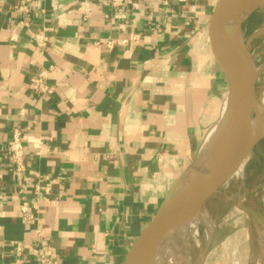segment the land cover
<instances>
[{
  "label": "crops",
  "instance_id": "1",
  "mask_svg": "<svg viewBox=\"0 0 264 264\" xmlns=\"http://www.w3.org/2000/svg\"><path fill=\"white\" fill-rule=\"evenodd\" d=\"M20 1L0 0V264H40L38 227L55 247L53 264H125L205 138L202 68L216 74L223 108L227 80L206 50L219 0H130L118 10L32 0L26 14ZM51 67L54 93L34 92L31 79ZM16 128L27 184L2 155ZM37 183L49 201L27 222L20 190L32 204Z\"/></svg>",
  "mask_w": 264,
  "mask_h": 264
},
{
  "label": "water",
  "instance_id": "2",
  "mask_svg": "<svg viewBox=\"0 0 264 264\" xmlns=\"http://www.w3.org/2000/svg\"><path fill=\"white\" fill-rule=\"evenodd\" d=\"M243 6L256 11L264 8V0H219L206 26L208 54L214 68L219 69L220 67L223 70L228 85V93L224 96L223 104L225 119L220 134L209 153L208 168L202 179L190 187L182 198L171 201L170 198L176 184L193 167L197 153L191 164L173 184L157 214L134 241L125 264H152V259L148 256L156 248L157 242L168 234L174 239L179 238L180 228L187 221L203 207L208 211L206 202L213 195L220 193L221 189L231 180L237 158L247 151L251 152L254 145L264 139L263 113L257 110L255 83L239 89L231 71V68L246 71L239 59L233 55L234 44L240 54L247 52V48L241 49L243 44L240 45L237 39L243 20L235 29H231L229 25L230 19ZM250 213L253 214V212ZM212 240L204 251V257L207 255ZM192 241L194 238L191 237L186 240L183 254L175 260L174 264H186L190 257ZM204 260H200L198 264H203Z\"/></svg>",
  "mask_w": 264,
  "mask_h": 264
},
{
  "label": "rangeland",
  "instance_id": "3",
  "mask_svg": "<svg viewBox=\"0 0 264 264\" xmlns=\"http://www.w3.org/2000/svg\"><path fill=\"white\" fill-rule=\"evenodd\" d=\"M237 39L240 45H247V52L240 54L234 44L233 55L239 59L246 71L260 69L255 88L256 95H262L264 93V8L250 10L243 18ZM232 70L236 78L235 69ZM213 74L209 66L204 70L202 68L195 90L197 99L205 111L204 137L217 123L221 111L219 83L216 74L214 76ZM206 207L209 212L205 207L201 208L200 214L204 219L194 225L195 235L190 236L194 241L190 246L189 264L200 262L208 246V236L211 231H213V240L203 264H264L260 240L264 242V139L255 144L245 166L244 175L231 178L220 193L213 195L206 202Z\"/></svg>",
  "mask_w": 264,
  "mask_h": 264
},
{
  "label": "bare ground",
  "instance_id": "4",
  "mask_svg": "<svg viewBox=\"0 0 264 264\" xmlns=\"http://www.w3.org/2000/svg\"><path fill=\"white\" fill-rule=\"evenodd\" d=\"M250 10L251 8H248L246 6L241 7L235 13V15H233V17L230 19V22H229L230 28L231 29L237 28V26L241 23L243 18L247 14H249ZM245 48H247V45L243 44L241 49L245 50ZM235 73H236L237 86L239 89H242L243 87L247 85H252L256 82V80L260 76V69L258 68L250 69L249 72H246V71L243 72L238 69H235ZM257 110L263 113V121H264V112H263L264 111V93L262 95H257ZM224 119H225V112H224V107H223L221 108L220 117L217 123L214 124L207 131L205 139L202 145L200 146L197 159L193 167L176 184L173 194L170 198L171 201L182 198L185 192H187L190 189V187H192L196 182H198L204 176L208 168V164H209V153L215 141L217 140L218 135L220 134ZM252 151L251 152L247 151L241 154L237 158L235 162V166L231 174L232 175L231 178H233L234 176L244 175L245 166L251 157ZM203 219L204 217L200 214V211H199L195 216H193L189 221H187V223H185L180 228L181 235L179 238L174 239L173 237H170L169 234L163 236L157 242L156 248L148 256L150 259H152V264H174L175 260L182 256L186 240L190 238L191 235H195L194 225H196L198 221H203ZM212 239H213V231H211L210 235L208 236L209 242ZM260 240H261L262 252L264 255V242L262 241V239ZM204 258L205 257L203 254L201 261H203ZM186 264H189V260L186 262Z\"/></svg>",
  "mask_w": 264,
  "mask_h": 264
},
{
  "label": "built area",
  "instance_id": "5",
  "mask_svg": "<svg viewBox=\"0 0 264 264\" xmlns=\"http://www.w3.org/2000/svg\"><path fill=\"white\" fill-rule=\"evenodd\" d=\"M32 0H21L17 10L21 14H26L29 12V3ZM130 0H101L103 5L110 6L113 9H120L124 7ZM33 39L38 46H45L48 41V36L46 32L40 30L35 32L33 35ZM114 41L110 40L107 42V46L112 48L114 45ZM54 71V67L42 70L37 74L34 78L31 79L29 83V87L36 93L40 95H52L54 93V87L49 84V79ZM23 134L21 130L14 129L13 135L11 139L7 142L3 150V157L7 161L8 166L12 170V172L17 175L20 180L27 184L29 180H27L26 173L28 170V161H27V151L23 142ZM36 184V195L38 197L35 198V201L30 204L29 201L26 200L25 190L22 188L20 191L23 194L22 203L20 206V213L24 220L27 222H32L34 218V214L32 212L39 211L40 200L49 201L46 196H43V193L40 190V187ZM49 188L45 190L46 193L49 192ZM40 195V196H39ZM4 195L0 194V198H3ZM33 210V211H32ZM35 239L32 242V246L34 248V256L40 262V264H53L54 259L56 258L55 247L47 241L42 235V229L40 227L34 230ZM12 244L16 245L17 253H20L22 250V245L19 242H13Z\"/></svg>",
  "mask_w": 264,
  "mask_h": 264
}]
</instances>
